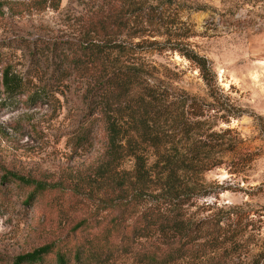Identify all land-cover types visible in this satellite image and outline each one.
Here are the masks:
<instances>
[{
    "label": "rangeland",
    "instance_id": "1",
    "mask_svg": "<svg viewBox=\"0 0 264 264\" xmlns=\"http://www.w3.org/2000/svg\"><path fill=\"white\" fill-rule=\"evenodd\" d=\"M32 1L0 0V53L17 72L41 84L53 71L61 72L55 68L57 56L47 49L59 51L61 42L78 40L92 0H59L57 7L32 6L23 13L9 7ZM166 1L186 22L183 30L195 31L185 42L209 61L216 87H208L196 65L177 51L141 50L149 45H135L140 38L128 39L119 58L149 75L154 89L166 96L169 123L180 122L183 109L203 111L193 118L202 123L195 125L192 139H200L196 144L204 160L180 171L190 188L180 208L193 234L202 236L197 242L220 234L218 246H192L172 264H264V0ZM53 88L47 103L32 106L22 101L26 96L8 101L0 79V264H15L16 256L46 244H67L82 218L94 224L92 231L99 230L110 218L99 198L115 194V178L129 182L132 175L127 148L115 172L95 171L105 149L103 124L89 112L81 74L72 73ZM93 119L88 141L75 148L76 129ZM168 135L179 138L169 130ZM5 175L51 187L30 199L32 184L4 180ZM159 239H139L132 251L119 250L104 264H145L144 247L159 252L166 247ZM53 257L37 264H55Z\"/></svg>",
    "mask_w": 264,
    "mask_h": 264
},
{
    "label": "trees",
    "instance_id": "2",
    "mask_svg": "<svg viewBox=\"0 0 264 264\" xmlns=\"http://www.w3.org/2000/svg\"><path fill=\"white\" fill-rule=\"evenodd\" d=\"M58 4L59 0H33L31 4L9 3V7H16L15 13H23L30 11L32 6L42 9ZM185 24L178 9L166 0H92L90 9L82 16L78 40L61 42L63 47L59 51L47 49V53L57 56L55 68L61 69L57 77L53 71L49 80L36 84L17 72L0 53L1 84L11 102L26 96L22 101L32 106L47 103L54 83H61L72 73L81 74L89 112L97 114L95 120L99 119L103 124L105 149L95 171L102 175L115 172L126 148L134 161L130 181L115 178L113 182L119 189L114 195L99 198L100 208L110 212V218L99 230L92 231L94 224L88 218H82L72 227L74 233L67 244L54 248L52 243L35 248L16 256L15 264H37L51 255L55 264H104L119 250L132 251L137 240L155 235L166 247L160 252L144 247L141 261L145 264H172L192 246H201V243H208L211 248L218 246L220 234L197 242L202 236L193 234L196 230L180 208L190 191L188 185L182 183L180 171L195 169L194 166L204 160L202 149L196 144L200 139H192L195 125L202 123L193 118L203 115V111L185 112L183 109L178 115L180 122L169 123L171 103L166 96L154 89L149 75L143 76L137 66L119 58L128 39L140 38L135 45H149L141 50L179 52L196 65L206 85L215 88L209 61L188 48L185 42L195 34L192 28L185 27L187 30L184 31ZM92 123L94 119L76 129L75 148L88 141ZM168 130L179 136L177 141H181V146L176 145L173 137L169 138ZM196 134L201 136V132ZM146 150L152 153L145 155ZM9 178L32 184L30 199L51 187L31 178L3 177L4 180ZM125 183L128 185L123 188ZM137 206L141 208L128 218L127 214Z\"/></svg>",
    "mask_w": 264,
    "mask_h": 264
}]
</instances>
